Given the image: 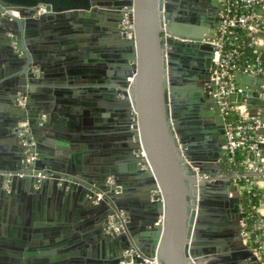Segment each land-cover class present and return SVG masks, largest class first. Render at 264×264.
<instances>
[{
	"label": "water",
	"instance_id": "water-1",
	"mask_svg": "<svg viewBox=\"0 0 264 264\" xmlns=\"http://www.w3.org/2000/svg\"><path fill=\"white\" fill-rule=\"evenodd\" d=\"M209 1L212 8L196 0H0V264H41L39 257L49 253L40 238L67 233L46 222H64L71 209L69 221L77 225L68 229H75L76 243L91 257L85 261L82 253L80 264H149L144 260L154 258L159 264H263L244 243L246 214L223 148L225 124L212 76L223 6ZM212 12L217 23L210 27ZM99 14L105 17L104 44L114 60L106 77L91 84L103 89L105 106L114 115L110 119L118 126L106 139L90 142L98 159L89 168L68 154L47 157L39 149L38 130L55 129L53 101L44 103L45 120L26 111L37 85L55 71L49 66L75 69L87 56L83 49L63 54L59 44L54 54L42 53L36 26L50 22L63 31L65 19L72 17L77 27L88 25L83 29L98 46L93 30ZM125 18L132 25L129 37L121 29ZM260 83V76L238 73L234 88L243 89L251 109L260 111L255 118L264 123ZM26 121L37 153L30 163L24 154H12L22 147L17 130ZM61 130L73 145L83 137L75 128ZM256 133L264 159V127ZM110 154L116 158L110 160ZM259 166L264 169V162ZM40 198L55 200L60 213L40 206L25 218L19 208L6 206L13 199ZM109 216L121 225L117 233L106 232ZM125 251H132L130 258Z\"/></svg>",
	"mask_w": 264,
	"mask_h": 264
},
{
	"label": "crops",
	"instance_id": "crops-1",
	"mask_svg": "<svg viewBox=\"0 0 264 264\" xmlns=\"http://www.w3.org/2000/svg\"><path fill=\"white\" fill-rule=\"evenodd\" d=\"M66 1L67 0H59V3L64 4ZM46 5L47 4H44L42 7ZM99 12H105V9L99 8ZM103 18H105L104 15H98L95 22H97L99 26L95 27L96 30H93L97 39H100L98 41V46H94L93 40L90 38L92 37L90 32H86L85 29H83L84 26L86 27L88 25H84L83 23L82 26L79 25L77 27L72 17H69L68 20L65 19L66 22L63 23V31H59V29L54 27L52 23L46 22L43 25L36 26L35 34L38 39V48L42 53L44 50L45 54L48 55L54 54V46L56 44L63 46V49L61 50V53L63 54L80 51L82 49L85 50L84 52L87 56L83 58V64L81 66H76L78 68L74 69L71 65L66 64L62 66H49L48 71H50L51 68H55V71L49 75V78H43V82L37 85L36 91H34L33 100L40 104H44L49 100L53 101L52 106H54V108L52 113L54 116L55 129L52 128L50 131H44L41 135V142L45 155H47V157L50 156L49 153H51V151L61 155L68 154L72 159H80V162L89 168L93 167L98 159L97 156L92 155L94 153L90 151V142L95 143L97 140L106 139L108 137L109 129H116L118 126L116 123L113 124V121L110 119L111 117H114V115H111L109 113L110 111L105 106L106 96L103 94V89L91 84L94 78L104 79L106 77L105 73L107 65H112L114 60L111 58L114 53L110 50H106V45L104 44L105 26ZM78 30L79 32H83L82 34H85L83 35L85 36L84 38H81V35L79 39L77 35V33H79ZM81 42L85 44L82 48L77 45ZM256 47L257 49H263L264 34H258L256 36ZM110 53L113 54L111 55ZM67 58L69 57L65 56L63 60L66 61ZM1 66L4 68L3 64H1ZM77 69L81 71L78 73H76L77 71L74 72ZM93 69L98 72H92ZM39 73L40 71L37 69L36 76H38ZM244 85L247 90H250L253 86V84L248 83H245ZM1 88L2 87H0V89ZM250 106H253L251 102ZM251 111L253 112V110ZM73 128H75V131H78L79 135H83V137L76 140L74 145L71 140L64 137V135L62 136L59 131V129H62L61 131L68 133V131H72ZM114 137L115 136H112L111 138L114 139ZM110 148L115 150L116 145L112 144ZM94 151L97 150L94 149ZM112 154L108 156L110 160L116 158V155ZM104 159L105 158L101 160L103 161ZM262 162H264L263 158ZM38 200L39 199L35 200V202L29 200L22 202L13 199L6 206L10 207L11 211L14 207L17 209L19 208L25 218L26 214H29V212L32 213L33 210L36 212L39 211L40 206L46 207L47 210L51 207V211L54 215L55 212L60 213L61 207L55 200L52 202L53 204H50L47 198L40 199V202ZM16 208L15 210H17ZM65 209H67V207ZM72 212H74V210L71 209L70 213ZM69 214L65 212L64 222L56 223L54 216V218H52L54 220L46 222L48 224L51 223L54 227L61 226L62 228L67 229V233L64 236L60 234H50L48 237L40 238L42 239V242H45L44 244H41L42 249L44 251L47 250L49 253V255L45 254L39 257L40 259H43L41 264H77V260L80 259L81 255L85 254L83 253V248L76 243L77 238L73 235L75 229L72 230V227L77 224H75L74 220L69 221V218L72 219L73 216ZM260 219L263 224L261 234L264 237V208L261 209ZM25 249L26 247L22 251H25ZM37 251L39 250L37 249ZM89 252L91 253V251ZM84 256L85 261L91 259L88 253ZM78 263L80 264V262ZM84 264L95 263L89 262Z\"/></svg>",
	"mask_w": 264,
	"mask_h": 264
},
{
	"label": "built area",
	"instance_id": "built-area-1",
	"mask_svg": "<svg viewBox=\"0 0 264 264\" xmlns=\"http://www.w3.org/2000/svg\"><path fill=\"white\" fill-rule=\"evenodd\" d=\"M217 1L220 2L223 9L220 12L222 24L216 34L219 43L213 58L212 76L216 84L215 97L218 100L225 124L227 140L223 148L228 170L234 175L232 179L233 185L237 186L236 181L244 178L246 182L264 186V182L259 181V178H264V169L259 166L262 162L259 148L262 139L256 133L258 128L264 127V123L255 118L259 116V110L251 111L249 96L243 93V89L234 88L235 76L238 73L249 77L260 76V90L257 93L259 98H262V90H264V60L259 56H256L252 61L244 60L242 49L249 46H255L256 48V36L264 34V0ZM250 8L251 10H249ZM9 13L12 16H17L16 11H9ZM131 28V23L125 18L121 23V29L127 37L131 35L129 32ZM237 29L244 31V39L239 38L235 34ZM232 95L233 98L231 99ZM251 117L254 118L249 119ZM26 126V123L21 125L19 135L22 137L27 132ZM25 144L29 150L30 143L26 142ZM238 150L243 151L244 160L241 163L235 160V154ZM35 158V155L28 151L26 162H33ZM241 164L244 166L243 174L237 168ZM237 188L239 191L240 187L237 186ZM263 208L264 200L261 201L256 209L259 217ZM245 219L246 216L242 224L244 243L253 250L257 259L264 264V237L262 234L256 233V230L262 231V221L260 219L251 227H248ZM120 226V223L113 216H109L106 232L117 233ZM251 233L255 234L253 239L250 237ZM131 254L132 251H125L123 256L130 258ZM144 261L149 264H159L156 258L152 260L145 259ZM129 263L130 261L125 260L120 264Z\"/></svg>",
	"mask_w": 264,
	"mask_h": 264
},
{
	"label": "trees",
	"instance_id": "trees-1",
	"mask_svg": "<svg viewBox=\"0 0 264 264\" xmlns=\"http://www.w3.org/2000/svg\"><path fill=\"white\" fill-rule=\"evenodd\" d=\"M251 10V8L249 9ZM235 34L244 39V31L237 29L235 30ZM257 48V47H256ZM255 46H249L242 49L243 55L242 57L248 59L249 61L254 60L256 56H259L262 60H264V49H256ZM235 160L238 163H241L244 160L243 151L238 150L235 154ZM239 172L243 174L244 166L237 167ZM238 187H240V206L241 209L246 214V224L248 227H251L254 223L260 220L259 215L256 212V209L259 207L262 200H264V186H259L256 183L246 182L244 178H240L236 181ZM257 234H261L262 232L256 230Z\"/></svg>",
	"mask_w": 264,
	"mask_h": 264
},
{
	"label": "flooded vegetation",
	"instance_id": "flooded-vegetation-1",
	"mask_svg": "<svg viewBox=\"0 0 264 264\" xmlns=\"http://www.w3.org/2000/svg\"><path fill=\"white\" fill-rule=\"evenodd\" d=\"M196 3H198V4H200V5H203V6H205L206 8H209V7H211L209 4H210V1L209 0H196ZM212 8V7H211ZM212 10V9H211ZM213 13V12H212ZM218 16H220V14H218ZM209 25H210V27H213V26H215L216 25V23H217V16H216V14L215 13H213V14H211L210 15V18H209ZM218 30V29H217ZM217 34V33H216ZM31 98H32V100H33V98H34V93L33 94H31ZM46 104H40L39 102L38 103H36L34 100H33V105L32 106H30V108L28 109V111H26V114H36V115H38L39 117H41V119L42 120H45V114H43V109H44V106H45ZM23 123H26V125H27V121L26 122H22V123H19V129L17 130V136H18V138L20 139V143H21V145H22V147L21 148H17L16 150H14V152L12 153V154H14V153H19V154H24L25 155V159H26V154L28 153V151H30L31 153H33L34 155H35V157L37 156V153H36V144H35V142L33 141V139H32V136H31V134H30V129H29V127L28 126H26L27 127V132L25 133V136L24 137H22V136H20L19 135V131H20V128H21V125L23 124ZM51 130V128H49V129H39L38 130V133H37V136H38V140H39V149L41 150V151H43V145H42V142H41V135H42V132H44V131H50ZM26 142H29L30 143V148H29V150H28V148H27V146H26ZM50 154V156H55L56 154H55V152H53V151H51V153H49ZM11 155V154H10ZM37 159V157L35 158V160ZM28 163V162H27ZM228 167V166H227ZM6 187V186H5ZM7 188V190H9V188L8 187H6ZM40 199H42V198H40ZM39 199V200H40ZM38 200V201H39ZM41 201V200H40ZM39 201V202H40ZM121 217H122V220L124 221V219H125V217L122 215V213H121Z\"/></svg>",
	"mask_w": 264,
	"mask_h": 264
},
{
	"label": "rangeland",
	"instance_id": "rangeland-1",
	"mask_svg": "<svg viewBox=\"0 0 264 264\" xmlns=\"http://www.w3.org/2000/svg\"><path fill=\"white\" fill-rule=\"evenodd\" d=\"M259 186H262V185H259Z\"/></svg>",
	"mask_w": 264,
	"mask_h": 264
}]
</instances>
